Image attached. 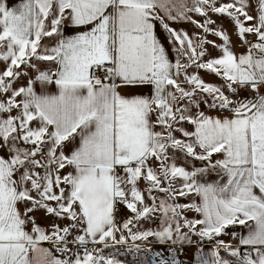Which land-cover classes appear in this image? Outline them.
Wrapping results in <instances>:
<instances>
[{"label": "snow or ice", "instance_id": "snow-or-ice-1", "mask_svg": "<svg viewBox=\"0 0 264 264\" xmlns=\"http://www.w3.org/2000/svg\"><path fill=\"white\" fill-rule=\"evenodd\" d=\"M129 253L264 264V0H0V264Z\"/></svg>", "mask_w": 264, "mask_h": 264}, {"label": "rangeland", "instance_id": "rangeland-1", "mask_svg": "<svg viewBox=\"0 0 264 264\" xmlns=\"http://www.w3.org/2000/svg\"><path fill=\"white\" fill-rule=\"evenodd\" d=\"M43 214L42 213H38L37 217H38V222L41 224H48L51 223V221H46L42 218ZM147 227V225H145ZM229 231H232V229H230ZM225 239H228L227 237H225ZM120 251H125L123 248L120 249ZM120 259L124 260L127 262V264H139V259H137L136 261H133L132 258V254H126L124 256H120Z\"/></svg>", "mask_w": 264, "mask_h": 264}, {"label": "crops", "instance_id": "crops-1", "mask_svg": "<svg viewBox=\"0 0 264 264\" xmlns=\"http://www.w3.org/2000/svg\"><path fill=\"white\" fill-rule=\"evenodd\" d=\"M10 3L12 2H15V0H9ZM239 51V49H237ZM205 79H212L211 77H205ZM235 230V231H240L239 229H232V231Z\"/></svg>", "mask_w": 264, "mask_h": 264}]
</instances>
